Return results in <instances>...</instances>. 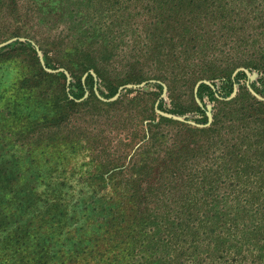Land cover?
Here are the masks:
<instances>
[{"label":"trees","instance_id":"1","mask_svg":"<svg viewBox=\"0 0 264 264\" xmlns=\"http://www.w3.org/2000/svg\"><path fill=\"white\" fill-rule=\"evenodd\" d=\"M72 1L42 22L65 26L48 64L78 76L57 74L65 99L48 123L63 134L0 178V264H264V101L249 92L264 98V51L234 0ZM150 80L166 99L142 112L144 92L125 111L124 95L109 109L93 92Z\"/></svg>","mask_w":264,"mask_h":264},{"label":"rangeland","instance_id":"2","mask_svg":"<svg viewBox=\"0 0 264 264\" xmlns=\"http://www.w3.org/2000/svg\"><path fill=\"white\" fill-rule=\"evenodd\" d=\"M60 3L61 0H0V178L6 177L5 175L14 176L17 173L18 170L13 168L18 154H21L20 156L27 162L31 159L34 149H38L39 153H43L42 161L47 159L50 143L52 140L57 141L63 134L60 128L56 129L50 126L48 121L54 116L53 111L57 109L53 110V107H60L65 99L61 89L63 75L66 80L65 86L69 82L75 85L78 76L71 80L68 70L65 68L52 69L48 64L50 60L55 61L57 58L56 53L49 50L52 46L48 43L54 40L53 35L56 38L58 36L61 38L63 32H60L65 26L62 24L57 30L49 33L43 24L48 21L51 14L58 13ZM72 3L74 4H71L68 9L77 10V0H73ZM231 4L234 6H231L233 13L239 12L240 20H238L247 21L244 28L246 32L253 34L252 44L257 48H263L264 51V0H234ZM90 9L93 15L92 6ZM232 16L235 15L232 14ZM60 73L63 75L57 76ZM36 74H39L41 78H35L33 75ZM247 74L249 73L247 72ZM92 75L95 77L93 72ZM248 76L251 80L256 78L255 73ZM23 77H26L27 80L24 81ZM85 77L86 74L81 77V80L83 81ZM199 82L196 83L193 94H195L194 101L202 106L196 97V86ZM104 84L101 82L98 87L93 89L96 99L103 104L104 108L112 109V106L108 107L109 104L114 102L118 104V100L121 98L120 94L124 95L122 103L115 108L121 107V111L132 108L134 98L141 96L137 90L145 93L144 100L140 103L137 102V110L140 112H142L140 108H149L152 103L155 107L159 98L166 99V85L155 80L121 86L113 96H111V90L107 84ZM156 84L161 85L162 90ZM126 86L128 88L120 89ZM160 92L161 95L158 97ZM249 92L258 101H264V98L251 88H249ZM75 95L76 97L81 96L79 92ZM234 95L235 93L230 98ZM86 97L87 93L83 97L75 99L74 102L80 105ZM68 98L73 99L70 95ZM204 100L207 102L206 107L209 110L212 104L205 97ZM146 102H148V107L145 106ZM128 112L131 111H127L124 115ZM155 113L157 116L172 119L175 122L186 123L178 120L181 117L173 114L158 110H155ZM198 118L199 121L203 120L202 116ZM86 123L83 122L82 126L76 127L86 129L93 126L92 121ZM187 124L198 128L202 127L201 124H195L192 121ZM88 131L90 130L88 129ZM75 132L77 131L70 130L72 135L69 138H72L71 140L75 139ZM17 146H21V148L16 149ZM32 171L36 172V170ZM48 173L46 165L43 166L41 175L45 176ZM33 181L37 192L45 188L46 183L40 182L37 177H34ZM45 181H47L46 176ZM9 211H11V222H17L21 213L18 207L14 206ZM92 216L93 213L89 212L88 217ZM82 224H84V220L79 221L77 226Z\"/></svg>","mask_w":264,"mask_h":264},{"label":"water","instance_id":"3","mask_svg":"<svg viewBox=\"0 0 264 264\" xmlns=\"http://www.w3.org/2000/svg\"><path fill=\"white\" fill-rule=\"evenodd\" d=\"M200 83H201V82H199V83L197 84L196 87H198V85H199ZM203 83L209 85V82H203ZM123 88H128V86H126V87H122V88H120V89H123ZM235 90H236V89H234V92H235ZM206 114H207V117H208V119H209V121H210V119H211V115H210V113L207 112ZM178 120L184 122V119H183V118H178Z\"/></svg>","mask_w":264,"mask_h":264}]
</instances>
